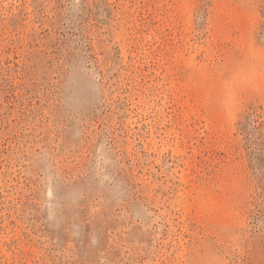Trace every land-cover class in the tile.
<instances>
[{"label":"rangeland","instance_id":"obj_1","mask_svg":"<svg viewBox=\"0 0 264 264\" xmlns=\"http://www.w3.org/2000/svg\"><path fill=\"white\" fill-rule=\"evenodd\" d=\"M0 264H264V0H0Z\"/></svg>","mask_w":264,"mask_h":264}]
</instances>
